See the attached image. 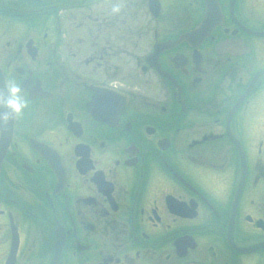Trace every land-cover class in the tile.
Returning a JSON list of instances; mask_svg holds the SVG:
<instances>
[{
	"label": "flooded vegetation",
	"instance_id": "1",
	"mask_svg": "<svg viewBox=\"0 0 264 264\" xmlns=\"http://www.w3.org/2000/svg\"><path fill=\"white\" fill-rule=\"evenodd\" d=\"M0 76V264H264V0H0Z\"/></svg>",
	"mask_w": 264,
	"mask_h": 264
},
{
	"label": "clouds",
	"instance_id": "2",
	"mask_svg": "<svg viewBox=\"0 0 264 264\" xmlns=\"http://www.w3.org/2000/svg\"><path fill=\"white\" fill-rule=\"evenodd\" d=\"M112 11L116 12L118 9L113 8ZM6 87L8 96L7 98H0V107L6 108L9 111L0 113V120H6L9 112L12 116L21 113L28 106L26 95L21 93L19 85L14 79H9Z\"/></svg>",
	"mask_w": 264,
	"mask_h": 264
},
{
	"label": "water",
	"instance_id": "3",
	"mask_svg": "<svg viewBox=\"0 0 264 264\" xmlns=\"http://www.w3.org/2000/svg\"><path fill=\"white\" fill-rule=\"evenodd\" d=\"M7 96V87L2 76H0V98H7ZM8 111V109L0 107V113ZM12 128L13 116L9 112L8 118L6 120H0V165L11 140Z\"/></svg>",
	"mask_w": 264,
	"mask_h": 264
}]
</instances>
